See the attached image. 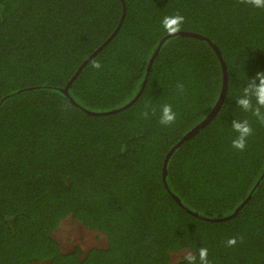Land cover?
Listing matches in <instances>:
<instances>
[{"label":"trees","instance_id":"16d2710c","mask_svg":"<svg viewBox=\"0 0 264 264\" xmlns=\"http://www.w3.org/2000/svg\"><path fill=\"white\" fill-rule=\"evenodd\" d=\"M176 14L205 38H167L148 68ZM258 71L264 9L239 0H0V264H184L200 247L264 264V125L235 99ZM233 119L253 128L242 152ZM65 219L105 241L67 251Z\"/></svg>","mask_w":264,"mask_h":264},{"label":"clouds","instance_id":"9594fccd","mask_svg":"<svg viewBox=\"0 0 264 264\" xmlns=\"http://www.w3.org/2000/svg\"><path fill=\"white\" fill-rule=\"evenodd\" d=\"M239 3L249 5L253 8L264 9V0H239ZM185 18L182 15L165 16L161 21V26L169 35H175L181 31ZM92 68L101 69L102 65L99 61L92 62ZM177 90L183 94L185 89L183 84H177ZM236 104L238 108L245 112H251L256 120L264 125V71H258L255 77L249 79V82L243 88L242 95L238 96ZM155 114V110H153ZM141 115L144 118L149 116L147 107ZM177 113L173 110L172 105L164 104L159 111V123L163 126H171L176 122ZM231 127L235 138L231 141V147L237 151H244L247 147V141L253 135L252 125L247 119H233ZM241 241L242 237L239 238ZM237 244V237H230L226 241L227 247H234ZM209 251L206 247H200L195 253L188 251L183 256L184 264H209Z\"/></svg>","mask_w":264,"mask_h":264},{"label":"rangeland","instance_id":"374dc122","mask_svg":"<svg viewBox=\"0 0 264 264\" xmlns=\"http://www.w3.org/2000/svg\"><path fill=\"white\" fill-rule=\"evenodd\" d=\"M58 239L63 244L64 249L67 251L71 250L72 246L75 244H81L82 246H87L92 243H103L105 241L104 237H98L92 231H88L81 227V225L76 224L71 219H65L62 221L59 229L57 230ZM180 254H173L171 257L172 264H176L179 260ZM37 264H44V262H39Z\"/></svg>","mask_w":264,"mask_h":264},{"label":"water","instance_id":"95a60500","mask_svg":"<svg viewBox=\"0 0 264 264\" xmlns=\"http://www.w3.org/2000/svg\"><path fill=\"white\" fill-rule=\"evenodd\" d=\"M124 9H125V5H124ZM124 15H125V11L123 12V15H122V18L124 17ZM121 25V24H120ZM120 25L118 26V28L120 27ZM115 34V32L113 33V35ZM177 34H184V35H191V36H195V37H200V38H205V37H203L202 35H200V34H196V33H193V32H189V31H180L179 33H177ZM112 35V36H113ZM171 36H173V35H166L161 41H160V43H159V45H158V47L156 48V50H155V53H154V55H153V57L151 58V61H150V63H149V66H148V68H150L151 67V65H152V62H153V58L155 57V55L157 54V52L159 51V48L161 47V44L167 39V38H169V37H171ZM214 45V44H213ZM215 46V45H214ZM146 83V79L144 80V84ZM142 90H143V88L140 90L141 92H142ZM221 106V102L218 104V106H217V108H219ZM196 130H198V127L197 128H194L193 130H191L187 135H185V138H187V137H189L191 134H193V132H195ZM175 199H176V201H177V203L178 204H181V202L179 201V199H177L176 197H174ZM185 207V206H184ZM188 211H190V209L189 208H187V207H185ZM194 214H196V215H198L197 213H195V212H193ZM198 216H200V215H198ZM203 218H206V217H203ZM227 218H229V217H227ZM225 219V218H224ZM223 220V219H222Z\"/></svg>","mask_w":264,"mask_h":264}]
</instances>
